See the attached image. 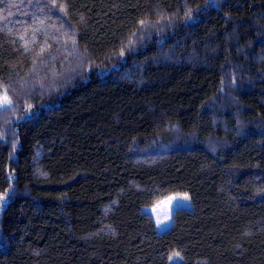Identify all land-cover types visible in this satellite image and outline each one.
<instances>
[{"label": "trees", "instance_id": "1", "mask_svg": "<svg viewBox=\"0 0 264 264\" xmlns=\"http://www.w3.org/2000/svg\"><path fill=\"white\" fill-rule=\"evenodd\" d=\"M0 15V264H264V0Z\"/></svg>", "mask_w": 264, "mask_h": 264}, {"label": "rangeland", "instance_id": "2", "mask_svg": "<svg viewBox=\"0 0 264 264\" xmlns=\"http://www.w3.org/2000/svg\"><path fill=\"white\" fill-rule=\"evenodd\" d=\"M38 8V6H36ZM42 10V9H36ZM0 17H2L0 15ZM12 22L19 23L18 18H13ZM17 29V28H16ZM65 32V31H63ZM66 33V32H65ZM53 63V61H51ZM12 107V103L7 93L0 88V112L1 110L9 109ZM193 204L189 198L188 194H171L158 202H156L151 207H144L143 210L146 213L151 214L153 217L157 231L159 233L165 232L170 229L173 224V214L177 209H191ZM181 258L179 256L173 257L171 264H180Z\"/></svg>", "mask_w": 264, "mask_h": 264}]
</instances>
